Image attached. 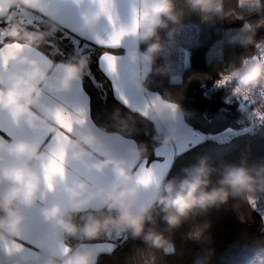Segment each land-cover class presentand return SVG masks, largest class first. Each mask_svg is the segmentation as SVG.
Instances as JSON below:
<instances>
[{
  "label": "clouds",
  "instance_id": "obj_1",
  "mask_svg": "<svg viewBox=\"0 0 264 264\" xmlns=\"http://www.w3.org/2000/svg\"><path fill=\"white\" fill-rule=\"evenodd\" d=\"M143 15L135 34L139 44L126 49L124 55L131 67L130 79L141 90L146 91L149 72L167 75L169 63L157 64L166 47L161 36L165 31L174 39L183 22L184 8H178V0H137ZM187 10L203 14L206 21L224 18L218 12L221 0H183ZM21 6L19 0H0V15L8 8ZM31 8L43 10L46 16L42 35L56 36L64 30L59 10L44 0H32ZM105 7L114 8V0ZM101 17L100 5H93L82 15L76 27L81 37L97 31ZM232 40L244 49L264 46V38L257 40L255 26L243 24ZM253 57V56H252ZM243 58L231 68L233 78L241 93L264 85V60ZM49 58L21 55L15 60L16 68L0 77V111L8 113L27 128L37 131L47 127L52 135L60 132L50 115L37 111L36 105L45 91L50 93L69 92L74 85L88 74L90 59L86 55H74L69 61L58 62L52 68ZM147 67V71H145ZM175 110L165 103L150 108V119L155 128L153 140L158 150H171L180 131L177 122L190 115L174 102ZM119 109L115 116H119ZM122 123L121 129H126ZM105 135L106 129H100ZM65 176L54 182L61 198L45 203L39 211L43 220L59 230L68 240L93 241L99 237H114L125 231L133 238L142 239L153 250L174 248L170 236L158 227V220L166 225L167 232H174L188 221L205 215L212 208L227 204L230 198L238 201L254 199L264 192V161H228L204 153L195 162L181 169V174L159 183L155 201L141 204L144 185L137 182L131 161L123 152L110 147L102 139L97 127L84 124L76 135L70 136L65 145ZM148 145L134 143L127 153L141 161L148 157ZM52 159L49 151L27 137L0 138V247L6 242L16 241L22 235L28 219L25 210L35 208L42 201V163ZM79 162L88 174L106 177V183L90 184L81 177L68 178L67 167ZM209 222L194 224L187 238L204 245L193 264H264V242L240 246L239 251L221 254L211 246ZM0 264H97V248L93 244L71 247L67 252L42 249L35 260H26L23 252H0Z\"/></svg>",
  "mask_w": 264,
  "mask_h": 264
},
{
  "label": "trees",
  "instance_id": "obj_2",
  "mask_svg": "<svg viewBox=\"0 0 264 264\" xmlns=\"http://www.w3.org/2000/svg\"><path fill=\"white\" fill-rule=\"evenodd\" d=\"M248 1L244 0V3ZM221 3L225 17L206 21L202 18L203 14L187 10L183 0H178V8H184L185 15L183 22L177 26L175 38L169 39L165 31H161L164 43L173 41L175 46L187 51L188 62L181 70L178 81L171 79L170 72L167 75L149 72L146 88L156 91L163 99L181 103L182 108L190 113L184 118L185 122L200 133L208 135L207 139L176 155L164 179L181 174L183 167L194 163L196 158L204 153L232 162H239L245 157L250 163L264 161V126L259 127L254 133H239L229 141L217 142L212 139V136L227 129L239 128L244 122L243 116L232 104V97L226 87L205 93L203 85L211 83L222 73L228 74L232 65L238 64L241 59L254 56L255 47L244 49L232 40L243 23H253L257 30V40L264 38V24L259 23L264 19V8L252 13L243 9L239 0H221ZM5 19V15L0 16V27L5 28ZM61 34L62 32L57 33V36ZM8 41H23V39L17 40L11 35L4 36L3 43ZM31 43L39 50L49 52L44 42ZM60 47L66 53L63 62L69 61L74 56L71 41L65 39ZM139 47L143 49L146 45L139 43ZM105 50L107 49L96 47L97 54ZM164 56L163 54L157 61L158 65L167 63ZM54 60L60 62L61 57L56 56ZM91 67L97 79L103 80L100 73L96 72L94 62ZM82 83L89 97L93 122L108 132H117L133 139L136 143L147 144L149 150L147 159L148 161L154 159V147L157 143L152 138L155 135L152 122L120 103L114 97L109 82L105 81L103 84L106 90V96L103 97L100 93V84L94 83L88 75L83 78ZM117 109L120 113L118 117L114 115ZM125 122L127 128L122 130L121 125ZM157 220L159 229L165 231L174 242L172 253L150 249L142 239L133 238L125 231L122 233V238L114 242L115 246L111 252L98 254L97 264H193L194 258L204 245L188 239L186 234L194 224L204 222H209L211 225L209 228L211 246L216 249L217 257L239 251L242 245L264 242V216L256 213L248 201L230 198L227 204L212 208L205 215L186 222L171 233L167 232L166 225L159 220V217ZM71 240L76 241V239Z\"/></svg>",
  "mask_w": 264,
  "mask_h": 264
},
{
  "label": "snow or ice",
  "instance_id": "obj_3",
  "mask_svg": "<svg viewBox=\"0 0 264 264\" xmlns=\"http://www.w3.org/2000/svg\"><path fill=\"white\" fill-rule=\"evenodd\" d=\"M46 4L53 5V0H44ZM77 4L81 3L82 0H75ZM91 4H99L101 13L107 17L108 21L112 23L113 30L106 34H101L99 31H95L86 37H81L76 28L72 29V32L62 31L59 36H49L44 37L42 35L44 29L43 25L46 19L43 10H39L42 15H35L30 12L21 11L19 13L8 14L4 12L3 15L6 16V22L9 24L10 31L0 27V45H3V38L6 35H11L17 40L23 39L24 42H12L0 47V77L10 70L16 68L15 60L21 55H29L38 58H49L52 63V68L57 66L54 58L56 56L61 57L63 62L66 53L60 47V44L65 40L69 39L71 41L74 55H86L90 59V66L88 71V78L94 83L100 84L101 96H106V90L103 87L105 81L109 82L111 85V91L114 93L115 97L130 111L138 114L142 118L147 120L150 119V108L157 103H165L166 106L175 110L177 105L169 100L163 99L159 94L148 93L147 98L140 97L133 102L129 99L124 88L122 87V78L119 71L120 62L125 58L124 55L114 54L110 51H103L97 54L96 47L100 46L105 49H121L123 47V41L125 37H135L137 29L145 13H142L139 9H134L133 21L129 27L116 28L115 18H114V8L105 7L106 0H90ZM109 4L112 0H107ZM240 6L252 13L258 12L264 8V0H249L247 4L244 0H239ZM218 12L224 14L223 4L220 3L218 6ZM18 17V19H16ZM242 19V17H237ZM64 27L66 26V20L61 18ZM246 26L252 27L253 23L245 22ZM243 23V24H245ZM260 24H264V19H261ZM21 33L23 36L21 37ZM32 41H42L49 48V52L45 53L34 46ZM134 43V42H133ZM259 53L258 56H253L252 58L257 60H264V46L257 45L255 47ZM51 57V58H50ZM95 58V59H93ZM95 63L96 72L104 78L103 80H98L96 73L93 71L91 64ZM147 71V67H145ZM236 84L232 72L230 74H221L220 79L215 82L216 87H229V85ZM143 92V90H141ZM242 92L237 86L232 90L233 96L237 98H242L249 103L257 104L260 107L261 101L256 99L259 94L261 99H264V88L262 89H249L244 95H240ZM37 111L45 115H50L54 118L55 122L60 126V128L66 130L60 131L55 135H52L47 127L42 128L39 134L34 136L32 140L41 145L46 151H49L52 155V159L48 162L42 163L41 167L43 169V186H42V202L47 203L49 200V193H55L57 190L53 188L54 182L65 176L64 160L66 156L65 145L69 141V137L77 134V128H80L84 124H93L90 115V107L87 104H82L73 112L65 111L63 108L54 107L51 102L46 97L39 98L36 105ZM264 111V108H261ZM254 116L260 121H264V115H258L254 112ZM95 126V125H94ZM101 137L105 134L97 128ZM0 133H5L8 138H19L25 137L27 135L24 125L11 117L8 113L0 111ZM4 136H0L3 138ZM201 139H203L201 137ZM107 145H109L106 142ZM126 143L131 146L135 141L128 140ZM195 145H193L194 147ZM164 152L156 150V156L159 157L163 155ZM128 155L131 161V166L137 175V182L145 186V188L152 187L153 192L149 199L142 200L141 204H150L155 200L157 189L160 181L164 177V169L168 167L167 162L159 163L158 161H152L149 163L148 159L141 161L138 157L130 154ZM159 168V175L156 174V169ZM72 177H82L88 179L90 184L106 183L107 178L98 175L88 174L86 170L82 167H77L73 170ZM62 194L60 193L59 199ZM249 204L252 206L256 205V199H250ZM33 235L39 236V242L37 239H30L27 236L21 235L17 241L6 242L2 247H0V252L7 251L9 255L13 252H23L25 254L26 260H35L38 258V253L36 249H49L56 251L59 254L67 252L71 247L78 244H85L83 240H73L65 239L59 230L53 228L51 225L45 227L38 221L35 224ZM25 244L30 245V247H25ZM99 247V246H97ZM110 247V246H109ZM168 253H172L174 249H168Z\"/></svg>",
  "mask_w": 264,
  "mask_h": 264
},
{
  "label": "crops",
  "instance_id": "obj_4",
  "mask_svg": "<svg viewBox=\"0 0 264 264\" xmlns=\"http://www.w3.org/2000/svg\"><path fill=\"white\" fill-rule=\"evenodd\" d=\"M19 2L21 6L19 8L15 6L8 8L7 9L8 14L25 11L35 15H42V13L39 12V9L31 8L28 6L29 3L32 2V0H19ZM114 5H115L114 18H115L116 28L129 27L133 21L134 9L136 10L139 9V4L137 0H114ZM53 6L54 8L59 10L60 17L66 20V26L64 27V29L71 33L72 29L76 28L81 22L82 15L86 11H88L93 6V4H91L90 0H82V2L79 4H77L75 0H53ZM0 16H4V15H0ZM16 18L18 19V17ZM112 30H113V25L108 21L107 17H101L97 31L101 32V34H106L111 32ZM12 42H24V41H8V42H4L3 45ZM137 44H139V42L136 41L135 37H125L123 41V47L121 49H107V51L113 52L114 54H118V55H124L126 49L137 46ZM3 45H0V47H2ZM113 50H119V51H113ZM124 57L125 58L120 62L119 71L122 78V87L124 88L126 94L129 96V99L135 102V100L140 97L147 98L148 93L158 94L156 91L149 89L142 92L141 89L137 87V85L130 79V72L132 66L129 64L126 55H124ZM82 84H83L82 81L77 82L74 85L73 89L69 92L50 93L45 91L43 97H46L54 107L63 108L65 111L73 112L76 109V107L82 104H87L89 106V97ZM94 125L97 128H99L95 123ZM55 126L59 129V131H65L66 133V130L60 128V126L57 123L55 124ZM177 126L179 127L180 131L176 135L171 150L164 152L163 155L157 157L156 150L158 148V145H155L154 147L155 157L154 159L149 161V163H151L152 161H158L159 163L167 162L168 167L164 169L165 172L164 177L176 155L208 138V135H204L200 133L198 130H195L192 126L187 124L184 119L178 121ZM24 128L26 129L27 132V135L25 137L30 139L38 135L40 131V130L33 131L27 128L26 126H24ZM78 131L79 128H77V133ZM107 133H110L111 135H105L104 137H102V139H106V142L109 144L110 147L116 149L117 151L127 154V149L129 145L126 143V141L128 140L134 141V140L125 137L121 134H117V132L107 131ZM0 136H4L5 139H8L5 133H0ZM201 137L203 139H201ZM77 167H82V165L79 162H72L68 165L67 173H66L68 178H72L73 170ZM159 172L160 169L157 168L156 174L159 175ZM152 192H153L152 187L144 188L142 200L149 199L152 195ZM59 195H60L59 190H57L55 193H49V200L47 203L55 202L56 200L59 199ZM154 201L155 200H153V202ZM43 204H45V202L41 201L40 203H38V205L35 208L25 210L28 219L26 220L22 231L23 236H27L30 239H37L38 242L40 239L39 236L33 235L36 222L38 221L40 224L44 225L45 227L50 226L43 220L39 211L40 207L43 206ZM107 239L108 240H93V241H85V242L82 241V242L95 245L97 248V256H98L99 253H109L113 250L115 243L112 242L110 237H107ZM16 241L19 243H23L22 241L19 240ZM25 247H30V245L25 244ZM42 249L43 248L36 249L37 253H39Z\"/></svg>",
  "mask_w": 264,
  "mask_h": 264
},
{
  "label": "built area",
  "instance_id": "obj_5",
  "mask_svg": "<svg viewBox=\"0 0 264 264\" xmlns=\"http://www.w3.org/2000/svg\"><path fill=\"white\" fill-rule=\"evenodd\" d=\"M254 56H258L259 53L257 51V49L255 48V51L253 52ZM231 72V71H230ZM230 72H228V74H230ZM227 74V73H225ZM220 79V76L215 78V80H213L211 83L203 85L204 91L205 93H209L211 91H216L221 87H216L215 86V82L217 80ZM236 84H232L229 85V87H226L229 91V94L232 97V101L234 104V106L237 108V110L241 113V115L243 116V124L236 129H227L217 135L212 136V139L217 140L218 141H229L233 136H236L239 133H254L257 129H259V127L264 126V121H260L258 120V116L257 118L254 116V112H257L258 115H264V111H261V108H264V99H261L259 94L257 95L256 99L261 101L260 107H257V104L255 103H249L245 100H243L242 98H237L235 96H233L232 94V90L234 89V87H236ZM264 88V85L258 86L257 90ZM245 93H241L240 95H244ZM254 199H256V205L252 206L253 210L264 216V192H259L256 194V196L254 197ZM122 238V233L119 235H116L114 237H110V239L113 242H117Z\"/></svg>",
  "mask_w": 264,
  "mask_h": 264
},
{
  "label": "rangeland",
  "instance_id": "obj_6",
  "mask_svg": "<svg viewBox=\"0 0 264 264\" xmlns=\"http://www.w3.org/2000/svg\"><path fill=\"white\" fill-rule=\"evenodd\" d=\"M249 2V1H248ZM246 2V4L248 3ZM17 19V18H16ZM6 20V19H5ZM7 23V22H6ZM5 28L10 31L9 24L4 25ZM23 36V33H21ZM173 41L165 43L166 51L164 57H166L167 63L171 65L170 76L173 81L179 79L181 70L187 65V51L183 48H179L173 44ZM100 240H108L107 237ZM113 242V241H112Z\"/></svg>",
  "mask_w": 264,
  "mask_h": 264
},
{
  "label": "water",
  "instance_id": "obj_7",
  "mask_svg": "<svg viewBox=\"0 0 264 264\" xmlns=\"http://www.w3.org/2000/svg\"><path fill=\"white\" fill-rule=\"evenodd\" d=\"M263 227H264V224H263Z\"/></svg>",
  "mask_w": 264,
  "mask_h": 264
}]
</instances>
